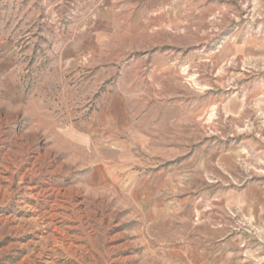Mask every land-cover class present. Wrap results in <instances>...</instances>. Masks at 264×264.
<instances>
[{
  "label": "rangeland",
  "instance_id": "374dc122",
  "mask_svg": "<svg viewBox=\"0 0 264 264\" xmlns=\"http://www.w3.org/2000/svg\"><path fill=\"white\" fill-rule=\"evenodd\" d=\"M0 264H264V0H0Z\"/></svg>",
  "mask_w": 264,
  "mask_h": 264
}]
</instances>
